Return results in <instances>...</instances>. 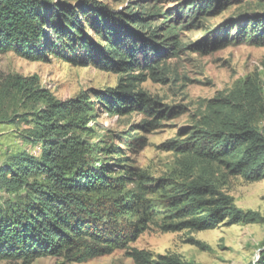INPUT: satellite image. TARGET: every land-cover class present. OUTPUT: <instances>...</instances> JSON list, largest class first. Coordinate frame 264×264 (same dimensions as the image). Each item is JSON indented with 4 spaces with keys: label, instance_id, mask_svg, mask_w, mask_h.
<instances>
[{
    "label": "trees",
    "instance_id": "trees-1",
    "mask_svg": "<svg viewBox=\"0 0 264 264\" xmlns=\"http://www.w3.org/2000/svg\"><path fill=\"white\" fill-rule=\"evenodd\" d=\"M202 1L193 0L187 11L183 6L191 14L190 25L172 23L171 16L154 25L162 13L156 4L108 13L87 3L0 0V52L14 51L33 61L58 55L122 75L116 87L61 100L40 85L37 75L0 73V112L16 97L26 106L44 103L12 119L28 125L22 136L38 146L41 155L23 151L0 166V190L10 195L6 207H0V260L31 264L54 256L85 262L124 250L135 264H202L131 244L152 225L179 232L261 221L258 212L238 207L225 187L233 177L264 179V77L249 75L219 92L185 129L184 139L167 143L177 153V172L172 175L154 176L131 167L116 175L101 172L92 166L83 137L99 110L119 116L144 112L152 117L139 124L145 130L174 113L175 107L161 108L140 88L147 80L142 69L154 77L162 75L169 50L178 54L184 49L178 31L218 11L225 0ZM242 28L232 41L219 33L211 42L206 38L193 46L206 52L241 41L264 46V13ZM161 31L166 51L156 41ZM138 69L141 72L135 73ZM257 264H264V250Z\"/></svg>",
    "mask_w": 264,
    "mask_h": 264
},
{
    "label": "rangeland",
    "instance_id": "rangeland-1",
    "mask_svg": "<svg viewBox=\"0 0 264 264\" xmlns=\"http://www.w3.org/2000/svg\"><path fill=\"white\" fill-rule=\"evenodd\" d=\"M79 6L89 4L109 12L129 11L131 8L156 4L162 13L155 19L157 25L171 16L172 23L191 24V14L184 12L193 0H49ZM95 1V3L93 2ZM206 0H203L205 2ZM97 2V3H96ZM87 3V4H86ZM184 3V4H183ZM184 6V10H183ZM215 8L212 9V11ZM167 12V14H166ZM264 13V0H225L220 9L201 15L195 26L185 27L179 32L184 49L173 54L170 49L164 73L152 76L146 69L147 80L140 88L164 105L175 107L170 116L159 119L152 130L139 124L152 119L146 113L135 111L128 115L96 112V118L83 134L90 148L92 166L106 174L122 173L127 167L145 169L154 176L172 175L177 172V153L167 147L172 140L184 139L185 129L196 123L205 110L207 101L219 92L232 89L247 76L264 77V46L248 42L229 44L225 48L206 52L198 46L208 38L211 42L219 33L227 34L232 41L243 29L247 20ZM161 25V24H160ZM243 31V30H242ZM90 36L97 39L93 29ZM156 41L161 50L164 33ZM167 49V48H165ZM164 49V51H166ZM165 55V54H164ZM157 57V56H155ZM165 57L162 56L161 59ZM144 66V59L141 60ZM138 69L135 73H140ZM0 73L37 75L40 85L48 89L57 99L76 97L81 92L107 89L119 84L121 73L105 71L92 64H73L58 55H48L45 60L33 61L18 56L14 51L0 52ZM44 106L25 105L19 97L9 100L0 112V166L11 155L26 151L41 155V149L23 138L28 125L12 121L15 114L36 111ZM12 117V118H11ZM130 132V135L128 134ZM144 137V140H138ZM126 138L130 142L123 141ZM105 166V167H104ZM104 167V168H102ZM110 174V173H109ZM234 196L238 207L261 215V221L240 224H222L216 229L204 231L163 232L152 225L131 245L146 248L155 254L177 253L184 259L202 264H257L264 250V179L247 181L242 177L231 178L225 187ZM10 195L0 190V207H6ZM0 264H20L17 260H0ZM31 264H135L124 250L90 259L85 262H67L63 257L43 256Z\"/></svg>",
    "mask_w": 264,
    "mask_h": 264
}]
</instances>
